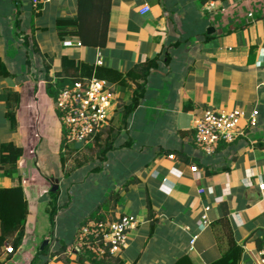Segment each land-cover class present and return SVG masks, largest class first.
Returning <instances> with one entry per match:
<instances>
[{"label":"crops","instance_id":"obj_1","mask_svg":"<svg viewBox=\"0 0 264 264\" xmlns=\"http://www.w3.org/2000/svg\"><path fill=\"white\" fill-rule=\"evenodd\" d=\"M144 5L148 10L141 13ZM76 6L77 0H50L37 7L31 0H0V70L8 73L0 74V144L22 148L13 175L0 172V188L20 184L27 203L22 241L6 253L14 235L0 240V264H173L181 255L193 264H208L226 249L229 233L239 248L237 264H259L264 247V188L258 187L264 184V0H110L102 48L63 45L76 36L57 34L56 23L73 18ZM98 55L99 66L121 77L136 64L156 59L144 95L125 124L114 120L101 135L105 140L118 127L114 147L104 157L97 155L94 166L102 170L109 154L116 153L118 176L102 194L106 199L117 192L118 200L105 218L128 214L138 222L127 247L102 263L90 254H67L79 227L103 200L61 221L70 203L62 183L72 172V149L63 147V127L45 90L47 81L53 85L70 78L75 66L96 64ZM106 73L100 70L103 77ZM115 76L107 82L118 103L126 102L134 85L123 87ZM235 107L247 113L256 109V124L242 121V135L203 156L194 144V119L208 108ZM55 180L58 209L50 225L48 191ZM206 206L209 223L201 226ZM44 239L47 252L41 254ZM49 242L60 251L51 254Z\"/></svg>","mask_w":264,"mask_h":264},{"label":"built area","instance_id":"obj_2","mask_svg":"<svg viewBox=\"0 0 264 264\" xmlns=\"http://www.w3.org/2000/svg\"><path fill=\"white\" fill-rule=\"evenodd\" d=\"M33 6L45 5L50 0H31ZM212 4H210L211 6ZM148 6L140 10L144 13ZM65 46H81L80 42L64 40ZM102 63L98 55L96 64ZM117 93L105 79L95 76L78 80L63 86L54 98V107L58 112L63 127V136L67 143H85L92 136L110 124V119L117 105ZM258 111L252 109L249 113L244 108L205 109L194 119V144L203 156L211 155L221 142H232L243 134L242 121L249 126L257 122ZM172 157V155H169ZM192 172H197L195 165H191ZM260 189L264 184L259 183ZM204 207L199 223L206 226L208 218ZM134 216L124 214L116 219L88 221L79 227L73 245L67 249V254H90L93 257L118 256L128 245L129 232L137 225ZM195 239L193 236L191 242ZM49 252L55 251V242H49ZM13 251L12 246H6L4 252ZM1 256V252H0ZM259 264H264V247L258 253Z\"/></svg>","mask_w":264,"mask_h":264},{"label":"trees","instance_id":"obj_3","mask_svg":"<svg viewBox=\"0 0 264 264\" xmlns=\"http://www.w3.org/2000/svg\"><path fill=\"white\" fill-rule=\"evenodd\" d=\"M205 3L206 0H201ZM110 10V0H77L76 15L71 19L61 18L57 20V34L60 35H72L75 38H69V40L80 42L84 47H99L105 46L107 39V25ZM156 59L147 60L143 63H138L126 72L124 76L112 70L110 68H103L96 64H81L73 68L72 76L57 80L53 85L46 82L45 90L47 94L53 99L56 97L58 90L65 85H70L75 81L83 80L95 76L99 79H105L106 81L114 80L112 75H117L116 80L123 87H130V83H133L134 88L129 100L118 103L114 110V113L110 119V125L114 126V120H120L121 124H125L128 115L131 111L137 107L139 99L145 92V81L148 76L151 65H155ZM105 70L108 74L107 77H103L100 74V70ZM118 73V74H117ZM0 74L7 76L5 70H0ZM8 118L11 123L15 125V119L13 112L10 111ZM104 129L97 131L92 138L83 143L81 147H90L92 142L100 143L101 135L105 133ZM118 135V127L115 126V130H111L108 133V137L103 140L97 155L104 157L113 147L114 140ZM63 147L70 146L69 152H76L79 147H73L72 143H67L62 138ZM22 148L14 145L12 142H2L0 144V172L7 175H13L16 171V162L21 156ZM207 173H210L208 171ZM48 195L51 200L47 203V214L50 225H53L54 216L56 215L58 206L56 199L58 196V189L55 191L49 190ZM118 200V193H110L106 199H104L93 210L92 220H102L105 218L104 213L113 208ZM27 215V203L21 189L20 184L10 188H0V240H4L9 232H12L13 237V249L20 245L24 234V226ZM94 217V218H93ZM86 224V223H84ZM227 247L221 253L220 257L208 264H237L239 248L238 245L229 233L227 236ZM64 248V247H62ZM60 250H55L51 254H55ZM47 252V244L39 251L43 254ZM57 252V253H58ZM93 259L98 263H102L103 260L110 258L94 256ZM120 264V263H119ZM173 264H193L190 257L187 255H181Z\"/></svg>","mask_w":264,"mask_h":264},{"label":"rangeland","instance_id":"obj_4","mask_svg":"<svg viewBox=\"0 0 264 264\" xmlns=\"http://www.w3.org/2000/svg\"><path fill=\"white\" fill-rule=\"evenodd\" d=\"M108 126L104 127L105 131ZM102 138L103 137H101V142L99 144L92 142L90 147H81L76 152L68 153V158L71 163L69 168L72 172L62 183V186H66L63 191L70 195V203L61 214V221L63 223L66 222L67 219H71L72 215L92 210L97 203L104 200L105 198L103 197H105V194L103 196V191L118 176L120 168L115 164L116 153L109 154L102 170L99 171L96 170V167L94 168L97 162H99L98 160L96 161V156L98 147L103 143ZM82 144L83 143H72V146L79 147L82 146ZM47 161L51 163L52 160L47 159ZM39 164L41 168L44 167L41 161Z\"/></svg>","mask_w":264,"mask_h":264},{"label":"water","instance_id":"obj_5","mask_svg":"<svg viewBox=\"0 0 264 264\" xmlns=\"http://www.w3.org/2000/svg\"><path fill=\"white\" fill-rule=\"evenodd\" d=\"M207 31H208V32L212 31V28H208ZM56 181H57V180H55L54 183H53L52 186H51V190H52V191H55L56 188H57V184H56L57 182H56ZM47 243H48V240H47V239H44V240L41 242L39 249L41 250V249H42Z\"/></svg>","mask_w":264,"mask_h":264}]
</instances>
